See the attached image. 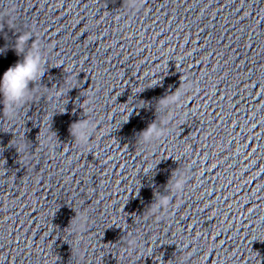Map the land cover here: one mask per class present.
I'll return each instance as SVG.
<instances>
[{"label":"water","instance_id":"obj_1","mask_svg":"<svg viewBox=\"0 0 264 264\" xmlns=\"http://www.w3.org/2000/svg\"><path fill=\"white\" fill-rule=\"evenodd\" d=\"M26 34L46 63L0 99V264H264V0H0V76Z\"/></svg>","mask_w":264,"mask_h":264},{"label":"clouds","instance_id":"obj_2","mask_svg":"<svg viewBox=\"0 0 264 264\" xmlns=\"http://www.w3.org/2000/svg\"><path fill=\"white\" fill-rule=\"evenodd\" d=\"M146 0H128L130 7H136L137 4L143 6ZM31 34H26L23 38H18L15 44L13 45L17 54L23 53V59L16 62L13 66L7 68V70L0 76V99L6 100L8 102V107L11 108L13 104L18 102H26V94L30 91V83L36 82L38 79L44 75V61L43 57L39 55L41 51L38 45L31 52H25L24 44L30 39ZM182 93L178 92L173 98L172 103L180 102ZM169 121H165L167 124ZM74 139L81 145H88L89 139L91 137V131L89 130L88 125H76L70 129ZM167 133L164 131L157 132L156 126H151V131L148 129L145 130V133L142 135L141 139L145 143L152 141L153 137H163ZM189 177L186 175L178 176L177 180L172 186L173 195L181 194L184 191L185 184L188 181ZM172 197H163L161 200L155 204V212H167L170 201ZM135 241H132L131 244L135 245Z\"/></svg>","mask_w":264,"mask_h":264}]
</instances>
